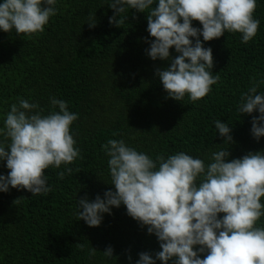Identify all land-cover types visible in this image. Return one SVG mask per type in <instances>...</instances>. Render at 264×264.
<instances>
[{
	"label": "trees",
	"instance_id": "16d2710c",
	"mask_svg": "<svg viewBox=\"0 0 264 264\" xmlns=\"http://www.w3.org/2000/svg\"><path fill=\"white\" fill-rule=\"evenodd\" d=\"M108 2L59 0V11L44 31L0 30V126L20 97L38 101L48 112L55 96L79 113L71 131L81 150L68 165L73 172L63 179L57 175L61 169L45 170L53 188L47 195L17 188L0 192V264H130L129 256L134 264L139 252L160 250L156 236L125 206L105 214L100 226L78 220V197L94 199L114 188L106 183L108 157L102 147L109 138H123L153 158L177 151L205 157L223 143L214 125L222 119L232 124V158L264 150V137L257 141L251 134L252 115L259 113L236 110L253 78L264 79V0H258L254 13L261 23L253 40L245 44L236 32L205 42L213 49V75L220 78L195 102L167 97L156 69L169 62L154 61L145 51L144 38L153 39L147 13L129 9L124 14L129 19L116 27L109 23L114 10ZM89 13L97 18L96 27L87 23ZM258 91L264 92V84ZM8 171L0 164V173ZM108 246L114 249L111 258L102 253ZM92 247L95 255H90Z\"/></svg>",
	"mask_w": 264,
	"mask_h": 264
},
{
	"label": "clouds",
	"instance_id": "9594fccd",
	"mask_svg": "<svg viewBox=\"0 0 264 264\" xmlns=\"http://www.w3.org/2000/svg\"><path fill=\"white\" fill-rule=\"evenodd\" d=\"M59 0H0V30L16 34L44 31L59 11ZM258 0H109L114 10L109 23L121 27L129 9L147 13L152 60L168 61L156 69L167 97L195 102L205 97L219 80L213 75L214 55L206 41L225 33L239 32L247 44L257 35L260 19L254 13ZM96 15V14H95ZM199 21L201 26H194ZM87 23L98 21L89 13ZM202 37V39H201ZM176 55H173L172 49ZM264 79L255 80L241 94L237 111L252 115L251 134L264 137ZM52 110L45 112L38 101L20 97L10 105L0 126V192L27 189L47 195L49 168L61 169L63 179L81 156L71 131L79 113L68 102L50 97ZM223 143L205 157L177 151L154 158L125 139L109 138L103 144L107 170L114 188L94 199L78 197L76 215L87 225L100 226L105 214L125 206L148 234H154L160 250L141 251L134 264H264V150L248 151L232 158L235 143L231 123L214 121ZM64 165L63 168L61 166ZM19 198L14 201L17 204ZM83 248L84 245L80 244ZM97 249L92 247L90 255ZM104 257H113L108 246ZM130 264L133 258L128 257Z\"/></svg>",
	"mask_w": 264,
	"mask_h": 264
}]
</instances>
